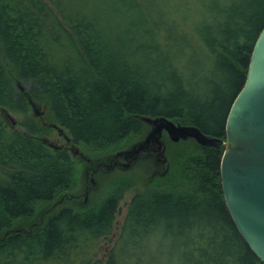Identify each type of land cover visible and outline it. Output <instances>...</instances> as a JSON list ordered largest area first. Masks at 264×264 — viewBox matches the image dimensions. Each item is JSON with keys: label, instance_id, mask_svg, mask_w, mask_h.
Wrapping results in <instances>:
<instances>
[{"label": "trees", "instance_id": "16d2710c", "mask_svg": "<svg viewBox=\"0 0 264 264\" xmlns=\"http://www.w3.org/2000/svg\"><path fill=\"white\" fill-rule=\"evenodd\" d=\"M263 28L264 0H0V107L25 127L0 118V264H103L95 246L134 186L115 179L93 208L11 231L76 177L69 150L36 138L30 99L99 150L142 136L147 117L225 140ZM164 138L171 167L131 197L105 264H264L226 204L224 146Z\"/></svg>", "mask_w": 264, "mask_h": 264}, {"label": "water", "instance_id": "95a60500", "mask_svg": "<svg viewBox=\"0 0 264 264\" xmlns=\"http://www.w3.org/2000/svg\"><path fill=\"white\" fill-rule=\"evenodd\" d=\"M30 104L39 115L32 99ZM144 120L150 126L145 138L114 156L122 157L126 168L154 148L157 154L154 157L165 163L164 132L173 142L193 138L203 146L223 145L220 168L226 204L239 232L264 262V28L252 51L246 82L230 108L225 140L167 117ZM56 128L64 133L63 128L57 125ZM55 149L62 148L55 146ZM102 165L108 169L110 163ZM91 180L95 184V179Z\"/></svg>", "mask_w": 264, "mask_h": 264}, {"label": "rangeland", "instance_id": "374dc122", "mask_svg": "<svg viewBox=\"0 0 264 264\" xmlns=\"http://www.w3.org/2000/svg\"><path fill=\"white\" fill-rule=\"evenodd\" d=\"M13 77L16 80V76L14 75ZM36 105L40 112L39 115L35 113L32 106L30 107V115L34 118L36 124L39 127V131L35 134V136L39 141L49 145L52 148H55V146H61V148L66 147L69 150L76 165L75 183L72 188L59 194L52 201L39 204L34 215L17 220L14 226L11 228V231H28L40 228L45 224L47 218L50 215L56 212L59 208L65 206H76L81 209L93 208L108 192L109 184L113 180L122 178L124 176L128 177L133 180L134 186L126 191L124 198L120 203L119 212L116 215L114 231L111 235H109V237L101 238L94 249L96 254L95 260H101V263L105 264L108 258L107 252L112 248L120 232V227L127 210V203L136 192L141 191L144 188L150 179H153L156 176L165 175L167 173L168 169L171 167L169 152L170 147L172 146L171 144L167 143L164 138V154L166 157L165 163L160 162L156 157H149L144 154L139 160L134 162L129 167L110 170L107 168H100L95 173H93L92 168H95L98 164H109L112 157L118 151L130 148L136 142L143 140L150 130V126L142 136L134 137L132 140H130V142H127L120 148L99 150L90 146L73 142L67 130L56 122L48 106L44 103ZM0 118L3 119L5 124L11 129H25V127L21 124L22 117L19 114L0 107ZM56 125L64 129L63 134L56 128ZM91 177L95 179V184H92L93 189H91L87 201L85 202L84 189L86 188V184L88 181H90ZM67 195H75L76 197L72 200H63V198ZM5 232L8 233V231Z\"/></svg>", "mask_w": 264, "mask_h": 264}, {"label": "flooded vegetation", "instance_id": "af4514ba", "mask_svg": "<svg viewBox=\"0 0 264 264\" xmlns=\"http://www.w3.org/2000/svg\"><path fill=\"white\" fill-rule=\"evenodd\" d=\"M63 134V133H62ZM167 135V133L166 132H164V134H163V140H164V137ZM168 136V135H167ZM64 149H67L66 147H64ZM154 148H152V149H149L146 153H145V155L146 156H152V157H154V156H157V154H156V152L153 150ZM68 150V149H67ZM112 163V164H111ZM102 164H104V163H101V164H99V166H96L95 168H92V170L93 171H95L96 169L98 170V169H100V168H107V167H105L104 165H102ZM125 164H126V162H125V160L122 158V157H115V156H113L112 157V159H111V162H110V165H107L108 166V169H121V168H125ZM114 166V167H113ZM92 177L90 178V181H88L87 182V184H86V188L84 189V192H85V202L87 201V198H88V196H89V194H90V192H91V189H93V186H92ZM76 196L75 195H72V196H66V197H64L63 198V200H65V199H73V198H75ZM66 207V206H65ZM63 208V207H62ZM62 208H59L56 212H54L53 214H55V213H57L58 211H60ZM52 214V215H53ZM108 253H109V251L107 252V255H108Z\"/></svg>", "mask_w": 264, "mask_h": 264}]
</instances>
